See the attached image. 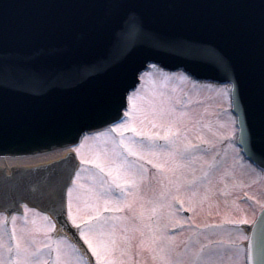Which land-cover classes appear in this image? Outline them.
Segmentation results:
<instances>
[{"label":"water","instance_id":"95a60500","mask_svg":"<svg viewBox=\"0 0 264 264\" xmlns=\"http://www.w3.org/2000/svg\"><path fill=\"white\" fill-rule=\"evenodd\" d=\"M150 59L230 80L243 144L264 166V0H0V154L104 124ZM73 165L0 175V205L33 201L38 178L63 187ZM248 243L264 264V210Z\"/></svg>","mask_w":264,"mask_h":264},{"label":"rangeland","instance_id":"374dc122","mask_svg":"<svg viewBox=\"0 0 264 264\" xmlns=\"http://www.w3.org/2000/svg\"><path fill=\"white\" fill-rule=\"evenodd\" d=\"M229 108L226 86L194 83L183 73L152 67L132 94L127 117L112 127L119 135L110 129L97 137L84 135L75 148L80 166L72 180L68 215L75 227L92 220L80 235L99 257L97 264H244L246 231L234 223H250L264 203V173L233 147L235 123ZM131 131L127 139L140 138L137 147L123 140ZM121 142L156 181L147 180L149 173L142 181L145 174L135 170L124 148H117L115 143ZM107 181L121 187L106 185L104 194L102 183ZM186 208L191 213L181 215ZM25 215L18 216L30 223H21L16 235L17 264H85L68 250L67 240L55 246L34 212ZM179 218L198 232L187 234L184 243L177 242L180 231L171 234L174 226H169ZM0 230H8L4 218ZM2 237L0 233V252ZM46 238L50 248L36 251ZM11 255L6 250L1 260L7 263Z\"/></svg>","mask_w":264,"mask_h":264},{"label":"bare ground","instance_id":"6f19581e","mask_svg":"<svg viewBox=\"0 0 264 264\" xmlns=\"http://www.w3.org/2000/svg\"><path fill=\"white\" fill-rule=\"evenodd\" d=\"M70 150L66 149H58L53 151H47L44 153L33 154L18 158H0V168L8 170L13 166H33L40 163H46L52 160H56L63 156L66 151Z\"/></svg>","mask_w":264,"mask_h":264}]
</instances>
